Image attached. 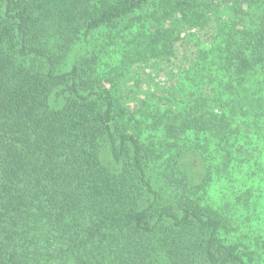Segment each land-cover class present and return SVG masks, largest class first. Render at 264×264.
<instances>
[{
  "label": "trees",
  "instance_id": "1",
  "mask_svg": "<svg viewBox=\"0 0 264 264\" xmlns=\"http://www.w3.org/2000/svg\"><path fill=\"white\" fill-rule=\"evenodd\" d=\"M0 264H264V0H0Z\"/></svg>",
  "mask_w": 264,
  "mask_h": 264
},
{
  "label": "rangeland",
  "instance_id": "2",
  "mask_svg": "<svg viewBox=\"0 0 264 264\" xmlns=\"http://www.w3.org/2000/svg\"><path fill=\"white\" fill-rule=\"evenodd\" d=\"M143 26H148V21L145 24H142V26L136 25L135 28H132V29L134 31H137L139 28H142ZM202 33L203 32H201L200 34H202ZM202 36H203L202 40L204 39L202 41V46L206 50H208L210 53H212V51H213V44H212L211 39L208 38L207 34H203ZM128 37L129 36H127V38ZM88 40H93V41H96L97 42V35L94 33V36L93 37H90ZM88 47L89 48H87V49L90 50L91 49V46H88ZM84 49H85V46L83 48L82 46H79V45H76L75 44L74 47L71 49L70 55L66 59V61L64 63V66L65 67H69V64L72 62V60H73L74 57L79 56V55L81 56V55L84 54ZM176 60H177V63H179V64L181 63L180 56H179L178 59L176 58L175 61ZM104 63H107V60L104 61ZM104 63H102L103 66H104V68L106 70H108L107 65L104 64ZM109 63H111V61H109ZM163 65L165 66L164 63H163ZM136 67L137 66H135V65L132 67V77L134 75L135 78H138L139 77L138 75L140 74V71H139L140 69L139 68H136ZM166 67H167V70H170L171 71L170 72L171 75H173L175 73V68H171L170 65L169 66L166 65ZM136 70L139 71L138 74L136 73L137 72ZM146 72L148 74L143 75V80H141V82H143L142 87L144 88L143 89L144 92L140 96L141 97L149 96L151 94L150 92H152V93H154V92L156 93L157 92V93H159V97H160V96L164 95L165 93H167L166 92L167 90L164 91V87H165V85H168L169 83H171V82H169V81L166 80L167 79V72L165 70H159V71H157L156 68H152V67L151 68L149 67L146 70ZM176 72L178 74H180V70H176ZM128 77H130V76H128ZM134 77L132 78L133 82L135 80ZM172 82H174V81H172ZM129 84H131V80L129 81ZM204 87H206V89H211L210 87H212V85L208 83V84L204 85ZM151 98H152V96H151ZM149 100L150 99H148L147 101H149ZM161 102H162V104H161L162 106L161 107L163 108L167 103H169V100H168V98H164ZM101 154H102V158H103L104 162L108 163V162L111 161L110 153H109V151L105 147L102 148Z\"/></svg>",
  "mask_w": 264,
  "mask_h": 264
}]
</instances>
